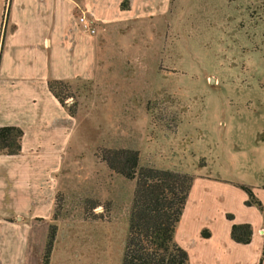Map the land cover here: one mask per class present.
I'll return each instance as SVG.
<instances>
[{
	"label": "crops",
	"instance_id": "1",
	"mask_svg": "<svg viewBox=\"0 0 264 264\" xmlns=\"http://www.w3.org/2000/svg\"><path fill=\"white\" fill-rule=\"evenodd\" d=\"M185 1L0 0V37L5 32L0 54V128L14 126L24 132L19 155L0 152V264H43L49 229L55 223L56 197L69 179L66 172L73 146L85 142V133L76 125L85 99L92 90L104 87L102 91L125 102L122 118L128 117L133 82L120 76L118 83L116 71L129 70L135 61L132 50L146 49L154 40L159 52L170 34L176 38L175 21ZM82 14L95 26L94 34L79 25ZM55 80L73 87L79 82L89 84L76 116L49 90ZM249 131L255 143L264 137L260 127ZM262 143L254 148L244 144L240 153L221 149L213 157L216 167L203 159V166L199 162L198 168L188 169L182 163L188 160L184 156L160 168L194 175L174 235L190 264H264ZM148 159L157 166L151 153ZM240 185L252 187L263 210L246 205L248 195ZM129 216L56 221L50 264H122ZM233 224L251 225V243L232 239ZM204 231L210 233L208 238L203 237Z\"/></svg>",
	"mask_w": 264,
	"mask_h": 264
},
{
	"label": "rangeland",
	"instance_id": "2",
	"mask_svg": "<svg viewBox=\"0 0 264 264\" xmlns=\"http://www.w3.org/2000/svg\"><path fill=\"white\" fill-rule=\"evenodd\" d=\"M182 5L176 38L170 34L159 52L154 40L146 49L132 50L129 70L116 71L118 83L120 76L133 82L128 117L122 118L125 102L104 87L85 99L76 122L85 142L71 143L69 179L56 197L54 225L130 214L135 181L107 168L97 157L99 148L138 150L141 166L151 164V153L157 168L186 156L182 163L194 170L205 164L203 159L216 167L213 157L223 148L240 153L244 144H263L264 137L255 143L246 131L264 129V0H186ZM88 88L86 82L72 86L75 97L67 105L77 102L79 110Z\"/></svg>",
	"mask_w": 264,
	"mask_h": 264
},
{
	"label": "trees",
	"instance_id": "3",
	"mask_svg": "<svg viewBox=\"0 0 264 264\" xmlns=\"http://www.w3.org/2000/svg\"><path fill=\"white\" fill-rule=\"evenodd\" d=\"M5 32L0 37V54L4 46ZM49 90L66 107L71 116H76L78 103L67 105V100L75 97L72 85L64 81H52ZM21 128L7 126L0 128V152L8 156L21 153ZM97 157L111 171L135 181L133 202L129 216V232L122 264H190L188 253L174 240L177 224L185 209L191 191L194 175L160 169L148 164L141 166L138 150L128 148H99ZM247 193V206L255 205L263 210L251 186L240 185ZM100 204H96L97 208ZM57 215L55 219H57ZM230 221L234 220L228 215ZM58 227L49 229L43 264H50ZM204 238L210 233L204 231ZM232 239L238 244L251 243L253 229L249 224H233Z\"/></svg>",
	"mask_w": 264,
	"mask_h": 264
},
{
	"label": "built area",
	"instance_id": "4",
	"mask_svg": "<svg viewBox=\"0 0 264 264\" xmlns=\"http://www.w3.org/2000/svg\"><path fill=\"white\" fill-rule=\"evenodd\" d=\"M78 23L83 29L88 30L91 34L95 33V26L87 19L85 14L78 17Z\"/></svg>",
	"mask_w": 264,
	"mask_h": 264
}]
</instances>
